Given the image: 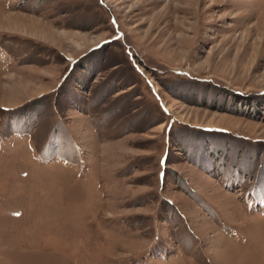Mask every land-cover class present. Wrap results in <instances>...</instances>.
I'll use <instances>...</instances> for the list:
<instances>
[{"label": "rangeland", "instance_id": "374dc122", "mask_svg": "<svg viewBox=\"0 0 264 264\" xmlns=\"http://www.w3.org/2000/svg\"><path fill=\"white\" fill-rule=\"evenodd\" d=\"M0 264H264V0H0Z\"/></svg>", "mask_w": 264, "mask_h": 264}]
</instances>
